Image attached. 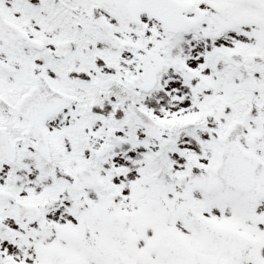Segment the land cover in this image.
I'll return each instance as SVG.
<instances>
[{
	"label": "snow or ice",
	"instance_id": "6c2138e0",
	"mask_svg": "<svg viewBox=\"0 0 264 264\" xmlns=\"http://www.w3.org/2000/svg\"><path fill=\"white\" fill-rule=\"evenodd\" d=\"M0 264H264V0H0Z\"/></svg>",
	"mask_w": 264,
	"mask_h": 264
}]
</instances>
